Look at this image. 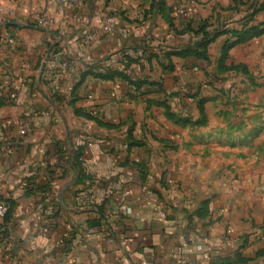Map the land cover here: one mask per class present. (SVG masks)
<instances>
[{
  "label": "crops",
  "instance_id": "crops-1",
  "mask_svg": "<svg viewBox=\"0 0 264 264\" xmlns=\"http://www.w3.org/2000/svg\"><path fill=\"white\" fill-rule=\"evenodd\" d=\"M0 2V264H264L262 175L251 193L198 198L174 144L206 75L176 54L196 22L171 0ZM49 44L67 67L49 69Z\"/></svg>",
  "mask_w": 264,
  "mask_h": 264
},
{
  "label": "rangeland",
  "instance_id": "rangeland-1",
  "mask_svg": "<svg viewBox=\"0 0 264 264\" xmlns=\"http://www.w3.org/2000/svg\"><path fill=\"white\" fill-rule=\"evenodd\" d=\"M172 2L178 12L185 10V20L227 36V41L235 40L234 29L264 27V0ZM5 52L0 46V55ZM222 52L205 61L206 75L189 90L196 94L193 107L177 116L181 122L175 134L182 140L174 144L188 150L193 186L198 185L190 191L198 198L236 195L243 184H249L251 193L258 173L264 181V33L227 49L219 62Z\"/></svg>",
  "mask_w": 264,
  "mask_h": 264
},
{
  "label": "trees",
  "instance_id": "trees-1",
  "mask_svg": "<svg viewBox=\"0 0 264 264\" xmlns=\"http://www.w3.org/2000/svg\"><path fill=\"white\" fill-rule=\"evenodd\" d=\"M192 32L197 36V40L193 44L187 46L185 49L177 52L176 54L183 58L193 57L196 58L197 60H203L209 62L210 60L209 45L216 39V37L220 35V33H216L213 35L211 32H208L203 25L200 28L199 27L196 29L192 28ZM232 32L235 37V40L226 41V43L223 45L222 47L223 52L221 54L219 62H221L226 56L227 49L232 48L236 44L246 42L252 38L262 35L264 33V27L261 28L260 26L255 25L243 30L234 29ZM57 50H59L58 44H49L48 51H50V54L51 52H55ZM133 83L136 86H139V83L137 81H134ZM145 94H148V92H143L140 95H145ZM193 96L195 97L196 94ZM165 106L167 109V115L171 118H175L176 115L170 111L167 104H165ZM178 121L181 122V119L179 118Z\"/></svg>",
  "mask_w": 264,
  "mask_h": 264
},
{
  "label": "built area",
  "instance_id": "built-area-1",
  "mask_svg": "<svg viewBox=\"0 0 264 264\" xmlns=\"http://www.w3.org/2000/svg\"><path fill=\"white\" fill-rule=\"evenodd\" d=\"M58 6L62 7H78L81 4V0H53ZM3 12V5L0 2V15ZM181 14H185L184 9H180ZM37 25L42 27H52L56 23V18L53 15L44 13L35 17ZM113 18H108V23L105 24V29L108 31L112 30ZM47 66L49 69H54L56 66L67 67L68 62L65 59V50L59 49L55 52H51L49 59L47 60ZM21 132L26 133L25 129H22ZM9 210V205L4 200L0 199V218L4 217Z\"/></svg>",
  "mask_w": 264,
  "mask_h": 264
},
{
  "label": "water",
  "instance_id": "water-1",
  "mask_svg": "<svg viewBox=\"0 0 264 264\" xmlns=\"http://www.w3.org/2000/svg\"><path fill=\"white\" fill-rule=\"evenodd\" d=\"M6 23H15L14 21H12V22H6ZM52 32V31H51ZM52 33H54V32H52ZM0 37H1V32H0ZM43 71H44V69H43Z\"/></svg>",
  "mask_w": 264,
  "mask_h": 264
}]
</instances>
